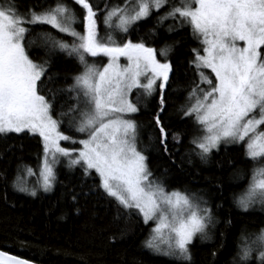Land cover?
Returning a JSON list of instances; mask_svg holds the SVG:
<instances>
[{"label": "snow or ice", "instance_id": "1", "mask_svg": "<svg viewBox=\"0 0 264 264\" xmlns=\"http://www.w3.org/2000/svg\"><path fill=\"white\" fill-rule=\"evenodd\" d=\"M73 3L80 8V17L63 0L24 14L15 0H0V134L38 135L43 144L38 169L22 165L12 186L31 196L37 190L52 191L62 160L70 169L82 168L85 175L94 172L108 197L122 209L134 211L145 225H153L144 242L147 249L191 264L190 246L197 235L208 238L213 210L196 193L168 191L154 177L148 156L138 149V125L131 118L140 111V96L133 102V90L151 96L158 87L159 111L154 123L159 147L170 155L169 133L160 113L164 111V90L174 72L168 59L171 46L158 50L146 43V37L136 41L127 37L135 25L154 14L156 27L166 20L176 21L177 28L190 26L201 45L192 49L190 62L198 81L189 92V106L182 111L203 133L191 141L195 154L204 161L222 143L243 144L246 158L264 164V0H179L178 4L124 0L123 5L105 3L103 8L94 0ZM165 8L168 11L159 15ZM101 17L104 36L100 35ZM37 25L51 26L71 38L69 44L50 33L35 34L50 52L75 57L81 65L83 71L72 77L71 85L48 88L46 82L54 79L49 75L50 62L30 58L28 48L36 39H27L26 46V38ZM77 25L82 31L76 30ZM114 32L125 39H115ZM149 34L155 36V28ZM98 57L107 58V63L102 67L89 63L90 58ZM58 94L74 102L67 111L63 106L56 111ZM65 119L66 130L86 138L77 140L61 131ZM172 141L179 143V135L174 134ZM61 142L82 147H63ZM30 178L35 182L30 183ZM256 202L264 204V166L252 169L249 186L236 201L245 211ZM253 253L264 264V229L241 235L233 264H247ZM0 264L30 261L0 251Z\"/></svg>", "mask_w": 264, "mask_h": 264}, {"label": "trees", "instance_id": "2", "mask_svg": "<svg viewBox=\"0 0 264 264\" xmlns=\"http://www.w3.org/2000/svg\"><path fill=\"white\" fill-rule=\"evenodd\" d=\"M56 0H15L24 14L38 6L54 5ZM77 17L80 8L73 0H63ZM101 8L123 5L124 0H94ZM179 3V0H169ZM167 8L161 9L164 15ZM100 35L105 34L102 17L98 20ZM172 26L176 30L169 32ZM79 31L81 27L77 25ZM155 28L156 35L149 31ZM39 32L50 33L57 40L71 44L66 34L47 25H37L27 39H36ZM146 37L150 46L163 49L171 46L168 59L174 72L164 91V111L160 113L168 136V152L159 147V132L154 117L159 111L160 91L139 103L140 111L132 116L138 125V147L148 156L149 168L154 177L168 191L179 190L196 193L207 201L213 210L214 224L208 230V238L197 237L190 246L191 264H233L237 257L242 234L259 233L264 229V210H243L237 199L249 186L253 168L264 166L245 156L243 144L221 145L207 160L195 154L191 141L202 131L193 118L183 115L182 108L189 106L188 95L198 81L190 67L192 49L201 45L193 36L190 26L176 27V21L166 20L156 27V14L147 22L134 26L127 38L134 41ZM125 39L122 34L120 40ZM35 62H50L49 75L54 77L47 83L50 89L67 87L72 77L83 71L75 59L59 51L50 52L43 41L28 48ZM158 59L161 57L158 56ZM90 63L103 65L105 58L89 59ZM163 61V59H162ZM206 75H212L205 70ZM138 93L134 90L133 96ZM42 94H47L42 93ZM132 96V97H133ZM74 103L65 94H58L56 111H67ZM68 121L61 125L62 131L70 135L85 137L66 130ZM264 129V126L261 127ZM180 137L179 143L172 136ZM43 155L42 140L29 133L0 134V250L37 264H185L172 257L159 255L144 246L153 225H145L134 211L122 209L114 198L108 197L99 187V177L93 172L85 175L80 167L57 168V183L51 192L31 196L14 189L13 181L18 169L27 165L38 169ZM75 196V199L73 197ZM230 221V223H229ZM215 253V256L212 254ZM239 264V262H237ZM247 264H260L256 253Z\"/></svg>", "mask_w": 264, "mask_h": 264}, {"label": "rangeland", "instance_id": "3", "mask_svg": "<svg viewBox=\"0 0 264 264\" xmlns=\"http://www.w3.org/2000/svg\"><path fill=\"white\" fill-rule=\"evenodd\" d=\"M76 30L77 31H79V29H78V27L76 28ZM81 31H82V29H81ZM105 35V34H104ZM103 35V36H104ZM122 34H120V33H118V32H114L113 33V36H114V38L115 39H117V40H120V36H121ZM71 43H72V40H71ZM163 62V61H162ZM89 63H90V61H89ZM107 63V58H105V63L104 64H106ZM126 63V61L122 58L121 59V64L123 65V64H125ZM103 64V65H104ZM98 67H102L103 65H100V64H96ZM159 83V82H158ZM157 89H159L158 87L156 88V90ZM155 90V91H156ZM159 91H160V89H159ZM133 92H134V90H133ZM155 93V92H154ZM153 93V94H154ZM152 94V95H153ZM137 95H139L140 96V102H142V101H144V100H147L149 97H151V96H144V94L142 93V92H139L138 91V93L135 95V97L133 96V93H132V96H131V99L133 100V102H135L136 101V97H137ZM194 102V101H193ZM132 118V117H131ZM262 127V126H261ZM261 130H264V129H261ZM61 131H62V129H61ZM8 134V133H7ZM19 134H21V133H19ZM66 135H69V136H72L74 139H77V140H80V139H85L86 138V136L85 137H82V138H79L77 135H75V134H73V135H70V134H67V133H65ZM203 133H201V135H202ZM33 135V134H32ZM38 136V135H37ZM62 143V146L63 147H69V148H76V149H79V148H81L82 147V145H79V144H76V145H72V144H70V143H68V142H61ZM137 145H138V141H137ZM221 145H228V144H221ZM220 145V146H221ZM138 149H139V147H138ZM62 165H66V162L64 161V160H62L61 161V163H60V165L58 166V167H60V166H62ZM76 168V167H75ZM74 169V168H73ZM35 182V178H30V183H34ZM41 192H44V191H42V190H37V194H39V193H41ZM51 192V191H50ZM23 193V192H22ZM25 194H27V193H25ZM252 209H257V210H260V209H262V210H264V204H261L260 202H256L254 205H252L248 210H252ZM210 228V227H209ZM209 230V229H208ZM197 237H200L199 235H197L195 238H194V240L197 238ZM204 239H207V238H204ZM193 240V241H194ZM159 255H162V254H159ZM169 257V256H168Z\"/></svg>", "mask_w": 264, "mask_h": 264}, {"label": "water", "instance_id": "4", "mask_svg": "<svg viewBox=\"0 0 264 264\" xmlns=\"http://www.w3.org/2000/svg\"><path fill=\"white\" fill-rule=\"evenodd\" d=\"M168 87V86H167ZM167 87L165 88V90L167 89ZM1 251V250H0ZM4 252V251H3ZM6 253V252H5ZM9 254V253H8ZM9 255H11V256H14V257H18V256H15V255H12V254H9ZM18 258H21V257H18ZM21 259H23V258H21ZM26 260V259H25ZM30 264H37V263H34V262H31L30 261Z\"/></svg>", "mask_w": 264, "mask_h": 264}, {"label": "flooded vegetation", "instance_id": "5", "mask_svg": "<svg viewBox=\"0 0 264 264\" xmlns=\"http://www.w3.org/2000/svg\"><path fill=\"white\" fill-rule=\"evenodd\" d=\"M165 91V90H164Z\"/></svg>", "mask_w": 264, "mask_h": 264}]
</instances>
